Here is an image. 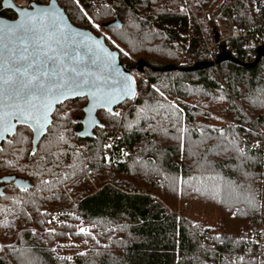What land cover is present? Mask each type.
Wrapping results in <instances>:
<instances>
[{"label": "trees", "instance_id": "16d2710c", "mask_svg": "<svg viewBox=\"0 0 264 264\" xmlns=\"http://www.w3.org/2000/svg\"><path fill=\"white\" fill-rule=\"evenodd\" d=\"M190 1L58 0L128 66L145 62L139 96L100 109L91 136L78 133L79 96L36 145L25 124L3 143L1 172L29 184L0 193V264H264L237 237L264 214V56L182 68L213 59L207 42L233 24H264V0ZM0 15L16 12L0 0ZM107 129L123 132L129 161L106 163Z\"/></svg>", "mask_w": 264, "mask_h": 264}, {"label": "water", "instance_id": "95a60500", "mask_svg": "<svg viewBox=\"0 0 264 264\" xmlns=\"http://www.w3.org/2000/svg\"><path fill=\"white\" fill-rule=\"evenodd\" d=\"M6 7H11L15 10L16 16L10 17L7 15H0V28L6 29L7 24L15 23L20 20V10H27L28 12H35L38 9L52 8L53 5L55 10L62 17L61 27L67 26L65 29L69 34L80 33L83 36H75L77 40L83 39L85 45H81V49L85 46L89 50L91 59H94L96 63H92L89 57H85L82 63L73 65L65 61L66 67H77V71L84 73L83 79L98 84V87L90 85H84L79 89H68L66 94L56 95L48 97V106L38 105L37 108L33 109L28 115H32L33 119H20L10 115L12 109L7 106L0 111V143L8 135H13L16 130L18 123L25 124L31 127L33 130V142L37 144L42 135L47 131L49 124L53 119V112L57 105L66 99L75 98L79 96H86L87 103L84 105V116L82 118L83 127L78 131L81 136L93 135V129L96 125L101 123L98 116V111L102 108L106 109L111 113H115V107L120 105L126 99H133L137 97L138 87L134 80L130 67L120 58V51L118 48L111 47L105 34H97L88 27L75 24L69 17L65 8L58 2V0H49L48 2H37L31 0L29 6H23L15 0H4ZM117 20V16L115 18ZM114 20V21H115ZM6 22V23H5ZM39 23V22H38ZM121 25V22L119 23ZM42 33H38L32 38V42L27 43V50L21 49L18 56L13 58L16 60L17 65L23 70L24 65L30 60H34L38 53L47 52L49 56L62 55V50L68 47V41H61L59 45L54 43L52 40L45 36L41 39ZM218 36H216V39ZM96 41L100 44L97 45ZM3 43L7 44L8 41L4 40ZM104 49L106 51H102ZM70 50V49H69ZM111 54L110 56L108 54ZM81 51V55H83ZM264 56V43L258 47V54L256 58L251 61H243L239 58L234 57L229 51H221L215 59L196 61L193 65L183 66L185 69H193L205 67L207 65L217 64L225 59L235 60L243 63L247 66L257 64ZM5 63H8L7 57H5ZM145 62L142 59L137 61V66L142 69ZM180 66L175 64H167L163 67L164 70L175 69ZM127 77L128 79H124ZM17 119V120H15ZM2 179H8L3 177ZM21 177L18 178V182ZM28 185L29 181L24 179L21 183Z\"/></svg>", "mask_w": 264, "mask_h": 264}, {"label": "snow or ice", "instance_id": "6c2138e0", "mask_svg": "<svg viewBox=\"0 0 264 264\" xmlns=\"http://www.w3.org/2000/svg\"><path fill=\"white\" fill-rule=\"evenodd\" d=\"M20 14L19 21L7 24L6 29L0 28V111L7 106L12 109L10 115L20 119H33L28 113L38 105L48 106L47 98L52 95L58 98L59 95L66 94L68 89L75 90L84 85L98 87V84L83 79L84 73L77 71L76 66H65V61L73 65L82 63L86 56L92 63L96 61L91 59L86 46L81 49L85 41L75 38L82 37L83 34L72 35L65 31L67 26L61 27L62 17L54 5L52 8L38 9L35 12L21 9ZM38 33L43 34L41 39L47 36L57 45L61 41H68V47L63 49L62 55L59 56H49L47 52L38 53L22 70L13 57L18 56L21 49L26 51L27 43L32 42L33 36ZM4 40L8 43H3ZM96 44L99 45L100 42L96 41ZM5 57L8 63H5Z\"/></svg>", "mask_w": 264, "mask_h": 264}, {"label": "built area", "instance_id": "2783aa9c", "mask_svg": "<svg viewBox=\"0 0 264 264\" xmlns=\"http://www.w3.org/2000/svg\"><path fill=\"white\" fill-rule=\"evenodd\" d=\"M23 6H29L31 0H15ZM181 8L188 9V3ZM192 4V3H191ZM264 43V24L254 27L239 26L233 24L229 36L218 38L214 42H207L210 54L213 59L223 50L229 51L234 57L244 61H253L258 54V47ZM132 76L137 83L141 74V70L137 65L129 66ZM139 96V90L137 92ZM122 110L121 105L115 107V112ZM123 136L121 130L107 129L104 140L105 160L109 165L119 164L121 162L129 161L132 158L133 151L124 145L120 144V139ZM84 230H88L85 226ZM247 244L254 245L259 254L264 253V214H259L254 218L247 227H244L238 234Z\"/></svg>", "mask_w": 264, "mask_h": 264}, {"label": "flooded vegetation", "instance_id": "af4514ba", "mask_svg": "<svg viewBox=\"0 0 264 264\" xmlns=\"http://www.w3.org/2000/svg\"><path fill=\"white\" fill-rule=\"evenodd\" d=\"M15 120H17V119H15ZM20 125H22V124L18 123L17 129ZM11 137H12V135H8L5 139H3L2 142L0 143V147L3 145L4 142L10 140ZM5 176L8 177V179H2ZM20 177H21V180L18 182L17 180ZM23 181H24V178L20 174H18L17 172H5V171L1 172V170H0V193L4 192V189L6 187H10V186H14V185L15 186H22L23 184H21V183Z\"/></svg>", "mask_w": 264, "mask_h": 264}, {"label": "rangeland", "instance_id": "374dc122", "mask_svg": "<svg viewBox=\"0 0 264 264\" xmlns=\"http://www.w3.org/2000/svg\"><path fill=\"white\" fill-rule=\"evenodd\" d=\"M101 28V30H102V32H106L105 30H104V28L103 27H100ZM103 33V34H104ZM140 69V68H139ZM141 70V69H140ZM252 145H254V143H252ZM85 226L86 225H83V229L85 228ZM46 228H48V229H54L55 228V224H54V222L52 221V222H50L49 224H47V226H46Z\"/></svg>", "mask_w": 264, "mask_h": 264}]
</instances>
